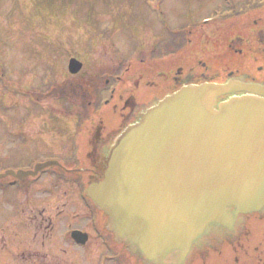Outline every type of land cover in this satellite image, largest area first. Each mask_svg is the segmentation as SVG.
<instances>
[{
	"label": "water",
	"instance_id": "obj_1",
	"mask_svg": "<svg viewBox=\"0 0 264 264\" xmlns=\"http://www.w3.org/2000/svg\"><path fill=\"white\" fill-rule=\"evenodd\" d=\"M202 62L197 71H213ZM81 69L71 61L72 74ZM141 76L86 129L79 172L138 264H192L218 227L264 214V89L231 74L155 100Z\"/></svg>",
	"mask_w": 264,
	"mask_h": 264
},
{
	"label": "flooded vegetation",
	"instance_id": "obj_2",
	"mask_svg": "<svg viewBox=\"0 0 264 264\" xmlns=\"http://www.w3.org/2000/svg\"><path fill=\"white\" fill-rule=\"evenodd\" d=\"M234 16L223 26L210 24L212 28L205 31V25L190 33L193 37L184 55L149 59L141 76L147 84V98L159 100L179 87L206 80L224 83L231 74L264 89V1L257 0L252 9ZM16 22L8 17L6 26ZM23 31H28L26 24ZM203 46L216 50L209 55L223 62L221 74L197 71L202 61L191 51ZM19 88L4 83L0 75V176L8 174L6 178L0 177V264H65L62 256L68 251L62 246L66 243L89 257L94 254L92 244L96 251L106 245L109 255L104 264H133V258L106 230L105 216L86 195L85 175L79 172L83 170L81 140L77 162L71 168L60 161L59 153L52 161L20 165L22 160L30 159L29 151L49 153L53 147L61 149L65 136L59 127L66 119L47 109L20 111L7 102L8 97H20L16 91ZM42 163L52 165L37 170ZM20 171L37 173L18 179L13 174ZM71 193L75 199L70 198ZM89 208L91 211L86 212ZM96 238H106L105 243H96ZM196 251L192 264H264V214L237 215L231 225L218 227L217 235L206 237Z\"/></svg>",
	"mask_w": 264,
	"mask_h": 264
},
{
	"label": "rangeland",
	"instance_id": "obj_3",
	"mask_svg": "<svg viewBox=\"0 0 264 264\" xmlns=\"http://www.w3.org/2000/svg\"><path fill=\"white\" fill-rule=\"evenodd\" d=\"M256 2L0 0V24L4 28L2 30L0 26V75L4 77V83L20 86L16 90L20 97H8L7 102L16 105L20 111L45 108L67 119L63 127H59L60 131L64 130L65 136L61 149L53 147L49 153L29 151L30 159L22 160L20 165L29 161H52L54 155L58 157L59 153L60 161L73 167L77 162L82 127L84 131L90 130L91 124L96 121L94 118L107 111L104 102L109 99L112 88L117 90L120 87L124 91L133 85H130L131 80L147 68L144 62L146 57L147 60L154 56L166 58L167 55L182 52L193 37L190 33L199 30L207 22L206 19H215L214 25L223 26L228 19L224 18L234 10H250ZM8 17L19 24L16 22L14 26L7 27ZM25 24L28 31H23ZM210 28L211 25L204 27V30ZM159 32L162 39L156 46L157 39L154 36ZM178 32L177 38L181 40L176 47H167L165 51L156 50L170 41L171 34ZM191 53L199 58L203 51L192 49ZM73 57L84 63V69L75 76L69 73L67 67ZM219 65H223V62ZM96 76H100L97 82L94 81ZM106 80L110 81L109 88L105 84ZM81 84L87 91L92 88L105 91L101 97L103 102L96 97H89L85 101L86 95L81 94ZM65 85V88H60ZM72 178L69 177L70 180ZM72 195L70 198L75 199ZM85 211L90 212L91 209ZM96 239V243H100L99 240L105 243L106 238ZM62 248L68 251L62 256L65 264H104L103 261L109 255L106 245L96 251L92 244L94 254L90 257L87 253L76 252L69 243ZM58 256L60 258L61 254L58 253ZM111 263L118 264L115 261Z\"/></svg>",
	"mask_w": 264,
	"mask_h": 264
}]
</instances>
